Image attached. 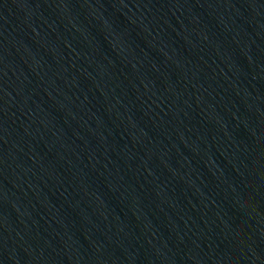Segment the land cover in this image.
<instances>
[{"label": "water", "instance_id": "obj_1", "mask_svg": "<svg viewBox=\"0 0 264 264\" xmlns=\"http://www.w3.org/2000/svg\"><path fill=\"white\" fill-rule=\"evenodd\" d=\"M0 264H264V0H0Z\"/></svg>", "mask_w": 264, "mask_h": 264}]
</instances>
